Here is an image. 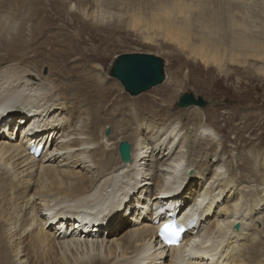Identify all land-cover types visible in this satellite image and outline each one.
<instances>
[{
	"label": "bare ground",
	"instance_id": "1",
	"mask_svg": "<svg viewBox=\"0 0 264 264\" xmlns=\"http://www.w3.org/2000/svg\"><path fill=\"white\" fill-rule=\"evenodd\" d=\"M77 1L0 0V264H144V261L148 262L146 264H250L256 249L261 246L258 243L251 254L246 253L247 242L263 232L254 221V218H258L257 222L264 219V213L258 212L261 207L257 208L262 202L256 198L254 204L246 202L248 193L245 187L249 186L244 183L247 180L239 178L234 167L222 185L231 187L223 192V189L215 192L221 183L215 180L216 171L226 165L221 155V143L212 141L217 135L206 124L207 120L204 121L199 105L187 106L190 111L186 116L188 122H182L184 110L181 109V121L172 118L176 96L169 90L170 84L161 98L165 105L160 104L159 99L144 100L143 104L153 109L154 115L150 112L145 115L138 112L139 109L131 116L124 117L119 124L114 113L104 110L111 117L103 119L101 116L104 104H112V97L118 91L113 85L118 83L110 74L103 78L98 71L97 75L100 74L102 81L99 79L98 84L91 79L80 78L88 83L87 88L75 87L69 80L64 82L62 77L71 72L65 64L72 53L70 46L86 41L83 30H88L89 34L104 29V26L99 29L96 24L79 21L78 13L70 9L75 3L87 13L90 10H87L88 3L93 2L92 19H111L114 21L113 29L119 28L122 23L133 31L138 29L149 43L163 35L164 39L177 43L204 63L216 64L219 68L226 62L243 63L238 60L241 54L253 53L256 59H263L264 41H252L243 36L239 29H235L239 23L228 19L226 12L218 16L219 13L215 11L213 16L218 18H207L204 9L200 10L205 0H198L197 3L195 0H140L139 5L124 1L121 5L132 4L131 9H126L127 12L123 9L125 13L104 6L101 0ZM196 8L197 12L198 8L200 10L197 18V26L201 28L199 42L198 39L197 42L192 40L191 33L194 23L190 16ZM66 18H72L74 22ZM227 19L228 26L230 29L233 27L231 31L235 33L230 46H224L222 39L225 37L218 35L221 22L226 23ZM77 23L81 30L66 34L68 28ZM60 45L62 47H58ZM244 46L248 50L242 51ZM44 66H48L50 71L47 75L42 71ZM256 68L264 76V65ZM32 74L42 80L32 79ZM110 78L113 82L108 84ZM88 100H91L87 108L90 134L88 138L80 139L85 134V126L78 127L75 120L79 115L64 120L65 104L79 105ZM78 121L81 122L80 119ZM22 122H26L30 129L23 128L20 132ZM180 122L182 124L179 126ZM110 124H113V130L104 135V130ZM212 124L215 130H219L216 124ZM188 128H192L198 141L208 139L212 143L205 151L201 150L204 148L196 151L197 147L191 146L192 152H197L201 157L196 164L197 159L185 163L184 156L171 157L176 152L178 142L187 146ZM148 129L153 133L146 140ZM72 135L76 138L65 141ZM163 135H167L166 139L156 145L154 138L159 140ZM59 137L62 139L57 141ZM122 140L131 145L130 163L121 158L118 145ZM40 145L44 146L43 152L39 155L32 153V148ZM52 145H55L53 151ZM149 145H152L151 150H147ZM166 145L170 146L167 151L171 154L165 157L163 151V155L158 156L156 151L166 148ZM111 146L115 149L111 150ZM77 148L81 150L76 153L74 150ZM58 149L69 152L55 154ZM110 152L116 153L117 157L111 159ZM255 157L253 162L256 161L255 165L260 171V168H264V154L260 157L262 163L258 164V157ZM142 159L143 163L140 162ZM168 160L173 164H167ZM60 163H64L65 167H59ZM81 163L91 169L89 174L84 172V167L82 170L76 169ZM194 164L198 173L192 175L188 170ZM164 167L173 169L168 173L164 172ZM211 168H214V173L210 176ZM160 171L164 173L159 174ZM121 174H126L123 176L128 180L123 183V195L118 198V194H112L104 199L103 191L111 183L116 185ZM197 176L200 178L196 182L198 186L189 184V180ZM143 177H147L144 179L146 182L143 186L139 184L143 189L138 193L137 185ZM259 179L263 184L264 172L263 178ZM129 182L131 185H128ZM126 184L131 187L125 188ZM233 188L237 190H233L234 195L229 197L227 203L224 201V205H218L223 198L231 195L227 192ZM263 193L264 188L259 193L264 201ZM81 195L84 196L76 205L70 203L71 198ZM98 198L101 203L97 207ZM107 199L112 204L105 212ZM200 200H203V204L198 205ZM51 202L54 206H50ZM44 209L53 211L49 212L51 215H45ZM176 210L181 213L178 216L185 217L183 222L187 233L179 246L168 247L158 236V225L170 219L172 214L176 216ZM249 213L251 221H247ZM239 218L242 226L256 225L250 229L249 235L233 231ZM47 220L49 226H45ZM218 231H223L222 239L213 247L216 252L210 255L212 259L208 262L209 257L200 251V245L220 237L214 236ZM101 232L112 237L104 238ZM229 249L231 254L226 256Z\"/></svg>",
	"mask_w": 264,
	"mask_h": 264
},
{
	"label": "rangeland",
	"instance_id": "2",
	"mask_svg": "<svg viewBox=\"0 0 264 264\" xmlns=\"http://www.w3.org/2000/svg\"><path fill=\"white\" fill-rule=\"evenodd\" d=\"M74 1L78 3L77 0H74ZM101 1L103 4H105L104 6L106 5H107L106 7L110 6L111 9L113 8L112 10L116 12L122 11L125 13V11L127 12L126 9H131L132 4L139 5L140 0H101ZM199 1L195 0L196 3ZM208 1L210 3H207ZM208 1L205 0L204 1L205 3H203L204 5H202V8H200V10L204 9L203 13L206 15L207 18L209 17L210 20L213 19L214 17L213 14H215V11H216V14L219 13L217 14L218 16L220 15L222 16V13L226 12L225 14L228 19H232V21L236 24L239 23L237 24L235 29L236 30L239 29L238 31H240L243 36L251 38L252 41H260V40L264 41V0H233V1L232 0H215V1L208 0ZM230 1L233 5L230 3ZM121 2H124V3L128 2L132 4L127 3L128 5H121ZM228 2L231 5L228 4ZM89 4H91L92 6ZM227 4L230 6H228ZM77 6L78 5L75 3L70 9L72 12L76 14L78 13V16L80 17L78 18L79 21L85 24H96L97 27L99 26L98 27L99 29L104 26L105 30L104 29L101 31L98 30L96 31L97 33L90 32L92 35L96 33L95 35H93L94 37H91L90 36L91 34L89 33L90 34L89 35L87 33L89 32L88 30L86 29L83 30V34H84L83 36L86 38V41H84L81 44L70 46V48H72V53L70 54V58L69 57L66 58L65 64L70 69L71 72H67V74L64 75V77H62V80L64 82L69 80L71 81V85L78 87V88H87L88 83L82 82L80 78L85 77L89 81L91 79L92 82L98 84L97 81L100 79V76H99L100 74L97 75V72L100 71L103 78L109 75L112 69L111 67L113 65V62L115 61L116 57H118L120 54L147 53V54H154V55L162 57L164 59V70H165V78L163 82L156 86H153L149 90H146L138 95L130 94V92H128L124 88V86L121 84L119 80H117L116 78L110 75L111 78L115 79L114 81L118 83V85L113 83V85L116 86L118 91L116 92L115 96L113 95L112 97V104L105 103L103 106L105 109H101L102 118L105 119V118L111 117V115L104 113V110H107L108 113H114V117L117 120L116 123H119V124L123 120L124 117L131 116L132 112H136L139 109L140 110L138 112L141 111V113H144L145 115H148L149 112L150 114L154 115L153 109L151 108L149 109L148 107H146V105L143 104L144 100L146 98H152L156 100L159 99L158 102L160 104L162 103V105H165V103L161 101V98L167 86L172 84L170 86L171 89L169 90L174 92L176 96V99L173 101L174 107L172 108V111H171L172 118H174L177 121H181V118L179 117L181 114L179 113V109H181V110H184L182 112L184 113V116H181L182 122H184V121H187L186 116L189 114L190 111L187 109V107L180 108L177 106V102L179 101L181 95L186 92H191L196 97H199V96L203 97L206 101L209 102V104L204 107L200 106L201 108L200 112L202 113V116L204 117V121L207 120L206 124L208 126L210 125L209 126L210 130L214 131L215 134L217 135L216 136L214 134L216 137L213 135V138L214 137L215 138L212 141L216 143H218L219 141V143H221L220 149L223 150L221 152V155H222L223 161L225 162L224 165H226L222 167L221 170L223 171H220V169L216 171L218 174H220L221 172V175L219 176L217 174L215 180L218 179V181H220L221 183L218 184V181L216 182V185L218 184V186L215 192L217 193V191L221 189H223L221 190L223 192L224 189H228L231 187L229 186L227 188L222 185L224 184L223 181L227 179V174H229L231 168L234 167L236 168L237 173L239 175L237 176L239 178L247 180V182L244 183L246 186H249V187H245L246 192L248 193L246 202L250 204H254L255 202L253 200L255 198L258 199L257 200L258 202L259 201L262 202L261 203L262 205H260L259 207L257 206L258 209L261 207V209L258 210V212L264 213L263 212L264 211V201H263V198H261V195H259L260 191L264 188V183L262 184L261 183L262 181L259 179V177L263 178L264 168L262 167L260 168L261 170L258 171V168L255 165L256 161L254 160L253 162V158H256L255 156H257L258 164L262 163V160H260V157L264 154V76L259 74L258 71H256L257 69L256 67H260L264 65V57H262L263 59L261 58L256 59L253 56V53L248 54V55L241 54L240 56H238V60L242 61L243 63L233 61V62H228L227 64L226 62V65H223L222 68H219L218 65L216 64L214 65L212 63H209V64L204 63V61H202L200 58L191 55L188 52V50H184L177 43L169 41L168 39H164L162 37L163 35L157 36L156 41L149 43L143 39V36L140 32H138V29H134L133 31V29L129 27H125L123 23L119 26V28L117 27V29H113L114 21L111 19L110 20L102 19L99 21L92 19L90 14H91V11L95 8L93 2L88 3L87 10L90 9L89 10L90 12L87 11V13H84V11H82ZM125 6L126 8H124ZM235 6H237L238 8ZM123 9L125 11H123ZM196 10L197 8L190 16L191 21L194 23L191 33L193 36L192 40L197 42V39H198V42H199V38L201 36V32H200L201 28H198L197 26L198 25L197 18H199L200 10L199 8H198V12ZM195 12H196V15H195ZM226 17L224 16V18ZM214 18H218V17L215 16ZM228 19L226 23H224V21L221 22L220 30L218 32L219 36L223 35L222 38L225 37L222 39V43L224 44V46H230L231 38L233 37V35H235V33L232 32L233 27H231L230 29V27L227 24ZM66 20H69L72 23L74 22L72 18H66ZM62 23L63 22H61V24ZM82 26H85V25H82ZM196 27L197 29H195ZM80 30H81L80 24L77 23V25H72L71 27H69L66 34H71L70 32H75V31L77 32ZM227 31H230V32H227ZM27 33H29L28 30H27ZM70 36L71 35H69V37ZM215 37H216V34H215ZM215 37L213 36L212 38L214 39ZM255 38L258 40H256ZM171 42H172V45H171ZM58 47H62V46L60 45ZM54 49H58V48H54ZM246 50H248V48L244 46L242 48V51H246ZM48 70H49L48 66H44L42 71L45 75H47L50 72ZM31 77L34 80L35 78L38 79V81L42 80L38 75H35V74H32ZM68 77H70V79H68ZM111 78L109 82L107 80L108 84L113 82ZM117 95H118V98L116 97ZM90 102L91 100H88L86 102H81L79 105L70 104V103L65 104L66 105L65 106L66 117L64 118V120H67V117L69 116L73 117V116L79 115L78 119H80L81 122H79L78 119L75 120L78 123L77 124L78 127L82 128L85 126L84 127L85 134H83L81 136L82 138L80 139H86L89 137V134H90V126H89V120H88L89 115H87V108H89L88 106ZM14 109L15 107L10 109V112H12ZM76 112H80V113H76ZM49 116H51L50 113H49ZM54 120L59 121V119H54ZM182 122L178 123L179 126L182 124ZM212 123L216 124L219 127V130L217 129L215 130V127L213 126ZM22 124H23L21 126L22 129L23 128L24 130L30 129L28 128L29 125L26 122H22ZM108 126L111 132V130H113V124H110ZM133 126L136 128V125H133ZM122 127H125V126H122ZM147 128H148V125H147ZM235 128H237L238 130L235 131L236 130ZM22 129H20V132ZM188 129H189L188 132H186V134L188 133V136L186 135V137H188L189 139H187V141L185 140V142H188L187 146H185L186 144H183V143H182L183 144L182 146V144L180 145V143L178 142L176 152L175 154L173 153L174 156H171V157L174 158L178 156L179 157L184 156L185 163H188L189 161L191 162L197 159L198 161L197 160L195 161V164H196L197 162L200 161L201 157L198 156L197 152H192L191 146H194V147L196 146L197 147L196 151L200 150V148H204L201 150L205 151L206 150L205 148L207 146L210 147L212 143H210L211 140H208V139L203 140V142L198 141L197 135H195L193 130H191L192 128H188ZM106 130H104V135H106ZM152 133L153 132L150 129H148L146 140H148L149 135H151ZM166 136L167 135H163L159 140H157L158 139L157 137L154 138V141H156V145L164 141L166 139ZM70 137L72 138H67L65 141H67L68 139L73 140L76 138L74 137V135ZM61 139L62 137H59L57 141ZM150 141L152 140L150 139ZM54 146L55 145H52V151L54 150ZM151 147L152 145H149V149L147 150H151ZM164 147L166 148L162 147V149L159 148L158 151H156V154L158 156L160 154L163 155V151L165 153L164 154L165 157H168L171 154V152L168 154L169 150L167 151L168 147L170 146L166 145ZM114 149H115L114 147L111 148V150H114ZM79 150L81 149L77 148L74 151H76L77 153V151ZM66 152H69V151L64 150V149H58L54 153L61 154V153H66ZM109 157H111V159H114L113 157H117V156H116V153L110 152ZM131 157H132V153H131ZM160 158L161 157H159V159ZM60 159L61 158H59L58 160ZM143 160L144 159H142V161L140 162L143 163L144 162ZM161 161L163 162V160ZM167 164L170 165V164H173V162L170 163V160H168ZM195 164L194 166L189 167L188 173L190 172L192 173V175L198 173V171L196 172V170L198 169L195 168ZM59 167H65L64 163H60ZM82 167L85 168L84 170L85 173L86 172L88 173L91 170L88 167V165H83V164L81 166L78 165L76 169L82 170L81 169ZM159 169H160V166H159ZM172 169L173 168L168 169V167L167 168L164 167V172L168 171L169 173ZM131 171L132 169L130 170V173ZM164 172L160 171L159 174H162ZM213 173H214V168H211V172L209 175L211 176ZM123 175H126V174H121L118 182H116V185H114V183H111V185L108 186L106 190L103 191L104 199L106 197H110L112 194H118V198H120L123 195L121 193L123 191L121 190L124 185L123 183H125V181H128L127 177H124ZM145 178L147 177H143L141 179L142 181L138 182V185H137L138 193L139 191H141V189H143L141 186L145 185L144 184L146 182L144 181ZM199 179L200 178L198 176L196 178L193 177L192 179L189 180V184L191 183L192 185L196 184L197 180L199 181ZM139 184H141V186ZM118 185H120V187ZM128 185H131V182H129ZM196 186L198 185L196 184ZM196 186L194 185V187ZM126 187H131V186H127L126 184L125 188ZM239 187H237V189H239ZM234 188L232 189V191L227 192L231 195H228L226 198H223V200L218 205L222 206L224 205L225 202L227 203L229 197L234 195L233 190H237ZM212 193L214 194V192ZM83 196L81 195L75 198H71L70 203L73 205H76L77 202ZM107 201H108V204L105 206V210H106L105 212H107V209L112 204L111 201L109 202V199H107ZM100 203H101V200L100 198H98L96 201L97 207L99 206ZM247 203L244 204L243 209ZM93 204L95 206L94 202ZM50 206H54V203L51 202ZM84 209L85 211H87L86 208ZM215 210H217V208H215ZM52 211L53 210L44 209V212L46 213L45 215L50 214L49 212H52ZM250 217L251 216L249 213L247 217V221L252 220V218L250 219ZM239 220L242 222L241 218L237 220L238 221L237 224H239V228H235L234 226L233 231L237 233L241 231L240 233H245V235H249L251 233L250 229H254L256 225L252 223L251 225L250 224L246 226L244 225L245 226L244 227L242 226ZM254 221L259 227V229L263 230V232L259 234V236L254 235L252 240L247 242L248 247L246 249V253L251 254V252L255 250L256 244L261 243V246L258 249H256V252L254 256L252 257V262L250 263V264H259V263L264 262V219L257 222L258 218L256 219L254 218ZM49 224H50L49 220H47L45 223V226H49ZM222 233L223 231H218L214 236H220V237L213 239L212 241H210L209 243L205 245H200V251L203 252L204 255L207 254L209 257L208 262H211V259H212V256L210 255L216 252V250H214L213 247L217 245V241H220L222 239ZM101 234L104 235L102 236L104 238L112 237V235H109L104 232L103 233L101 232ZM229 254H231L230 249L229 251L225 253V255L229 256ZM217 257H218V254H217ZM223 259L225 258L223 257L221 259V262L223 261ZM213 262L214 260L212 261V263ZM146 263L148 262L144 261V264Z\"/></svg>",
	"mask_w": 264,
	"mask_h": 264
},
{
	"label": "water",
	"instance_id": "3",
	"mask_svg": "<svg viewBox=\"0 0 264 264\" xmlns=\"http://www.w3.org/2000/svg\"><path fill=\"white\" fill-rule=\"evenodd\" d=\"M110 75L121 82L124 88L132 95H138L153 86L163 82L165 78L164 59L160 56L147 53H124L120 54L110 71ZM209 104L203 97H196L191 92L183 93L177 102L178 107ZM110 133L107 128L106 134ZM121 158L124 162L131 161V145L122 141L119 145ZM239 228V224H236Z\"/></svg>",
	"mask_w": 264,
	"mask_h": 264
},
{
	"label": "snow or ice",
	"instance_id": "4",
	"mask_svg": "<svg viewBox=\"0 0 264 264\" xmlns=\"http://www.w3.org/2000/svg\"><path fill=\"white\" fill-rule=\"evenodd\" d=\"M223 171V170H220ZM198 205L203 204V200L197 202ZM195 218H193L194 220ZM182 226L173 218L169 219L167 223L161 226L160 234L165 238L166 243L169 245L178 243L176 237L182 231ZM193 243H198V241H193Z\"/></svg>",
	"mask_w": 264,
	"mask_h": 264
}]
</instances>
